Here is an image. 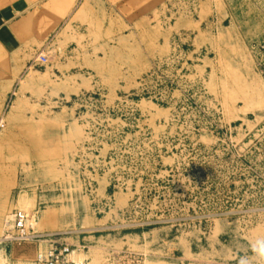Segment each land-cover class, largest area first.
Listing matches in <instances>:
<instances>
[{
	"label": "rangeland",
	"instance_id": "obj_1",
	"mask_svg": "<svg viewBox=\"0 0 264 264\" xmlns=\"http://www.w3.org/2000/svg\"><path fill=\"white\" fill-rule=\"evenodd\" d=\"M27 1L34 45L0 71V236L25 211L86 264H264V0Z\"/></svg>",
	"mask_w": 264,
	"mask_h": 264
},
{
	"label": "built area",
	"instance_id": "obj_2",
	"mask_svg": "<svg viewBox=\"0 0 264 264\" xmlns=\"http://www.w3.org/2000/svg\"><path fill=\"white\" fill-rule=\"evenodd\" d=\"M259 52L258 71L264 77V42L258 44ZM49 56L44 51L38 52L33 60L35 67L43 68L49 64ZM4 129V123H0V130ZM38 213L15 211L11 220L6 222L4 233L0 236V246L29 245L36 251V264H86L76 260L74 247L64 237L71 232L43 233L35 231L33 222ZM86 246L79 244V250H86ZM110 261V260H109ZM136 264H141L140 260Z\"/></svg>",
	"mask_w": 264,
	"mask_h": 264
},
{
	"label": "crops",
	"instance_id": "obj_3",
	"mask_svg": "<svg viewBox=\"0 0 264 264\" xmlns=\"http://www.w3.org/2000/svg\"><path fill=\"white\" fill-rule=\"evenodd\" d=\"M59 7H62L59 0H51L42 6L40 16H58ZM33 8L27 0H0V71L15 70L16 64L27 55L23 48L34 45L25 36L33 19Z\"/></svg>",
	"mask_w": 264,
	"mask_h": 264
},
{
	"label": "clouds",
	"instance_id": "obj_4",
	"mask_svg": "<svg viewBox=\"0 0 264 264\" xmlns=\"http://www.w3.org/2000/svg\"><path fill=\"white\" fill-rule=\"evenodd\" d=\"M254 250L257 252V254L259 256L264 257V246H262V247H260L258 249H254Z\"/></svg>",
	"mask_w": 264,
	"mask_h": 264
},
{
	"label": "bare ground",
	"instance_id": "obj_5",
	"mask_svg": "<svg viewBox=\"0 0 264 264\" xmlns=\"http://www.w3.org/2000/svg\"><path fill=\"white\" fill-rule=\"evenodd\" d=\"M9 218H10V217H9ZM10 219H11V218H10ZM35 222H36V221H35ZM35 222H33V225H34ZM5 224H6V223H5ZM81 262H82V261H81Z\"/></svg>",
	"mask_w": 264,
	"mask_h": 264
}]
</instances>
